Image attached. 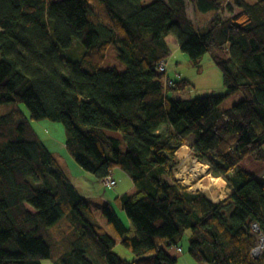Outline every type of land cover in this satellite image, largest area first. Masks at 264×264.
<instances>
[{
	"label": "trees",
	"instance_id": "trees-1",
	"mask_svg": "<svg viewBox=\"0 0 264 264\" xmlns=\"http://www.w3.org/2000/svg\"><path fill=\"white\" fill-rule=\"evenodd\" d=\"M190 2L212 16L197 25L187 0H0V105H16L0 116V264H178L170 249L186 231L197 262L264 264V251L253 255L264 180L242 166L264 163V0ZM171 35L196 62L211 54L225 94L170 96L191 85L180 75L167 86L158 70ZM75 40L85 52L70 60L61 52ZM111 45L125 70L103 66ZM238 92L240 102L221 108ZM20 103L32 119L63 122L65 148L96 178L117 167L132 178L135 191L101 209L108 228ZM188 142L228 197L213 201L176 179ZM119 242L136 258L119 254Z\"/></svg>",
	"mask_w": 264,
	"mask_h": 264
},
{
	"label": "rangeland",
	"instance_id": "rangeland-1",
	"mask_svg": "<svg viewBox=\"0 0 264 264\" xmlns=\"http://www.w3.org/2000/svg\"><path fill=\"white\" fill-rule=\"evenodd\" d=\"M152 1L154 0H145V3H150ZM187 4H188L189 15L192 17V19L195 20L197 25L204 24L212 16V13H203V12L197 13L194 10V6L190 2V0H187ZM238 10L239 8L236 7V11ZM221 15L227 17L230 16L231 13L230 11L225 10ZM168 40L171 49V55L167 59L168 60L167 75L174 78L181 75L182 77L189 79L191 82L190 87H188L186 90L171 91L170 96H172L175 99H188V98H197L209 94L223 95L227 92V88L225 87L224 84L223 72L213 61L210 53L205 54L204 56L199 58L198 61L196 62L195 60H192L187 53L183 52L180 49L179 43L173 35L169 36ZM84 52H85L84 45L79 40H75L70 48L63 49L61 53L67 59L79 60L84 55ZM103 66L105 68L116 67L120 71L126 69V65L119 60L117 50L114 45H111L109 47L108 54ZM242 99H243V94L241 92L235 93L223 101V103L221 104V108L228 109L233 105L237 104L238 102H240ZM14 107H16V105L13 103L0 105V116L11 111ZM19 107L24 111L25 115L28 117L31 124L38 132V134L46 142H48V145L54 151V153L56 154L57 158L62 163L64 168L66 170H70V169L73 170L74 174L77 175L78 173L75 167H77L79 164L72 157V155L68 152L66 148L61 147L66 139V130L64 123L61 121H52L50 119H42V120L32 119L30 112L28 108L25 106V104L20 103ZM109 133L112 135H117L119 132L109 130ZM53 139L55 140V143H57V145H54V143L50 142V140ZM126 148H127L126 144L124 143L123 149L126 150ZM194 159H195L194 161L192 160L186 161L185 163L180 164V167L178 166L176 168V173H179L178 178L182 177L181 174L182 170L187 171L186 172L187 176H183L184 183H186L189 187H191L196 191L200 190L204 192L211 199L219 200L222 196H224L223 190L220 189L218 185L219 183L222 182H218L217 184L215 181H213V177H211L213 175L209 173L208 168H206L205 166L207 164L199 161L196 158ZM198 164L200 165V168L198 172H195L193 170V167ZM207 166L210 168L209 165ZM242 166L244 169H250L256 172H260L257 178L259 180H264V163H260L257 161L249 162L248 160H245ZM79 167L81 166L79 165ZM191 169L194 172L190 171ZM82 171L86 172L87 175H90V177H92L94 180L97 179L93 173L88 172L87 170L84 169ZM114 177L117 180V185L113 188H107V189L102 184L101 185L94 184L93 182H90L86 179L84 180L92 190L91 193H97L98 195H103L105 197H108L112 202L119 195L116 192V190H125L127 188L133 187V190L135 191L134 188L135 184L132 178L123 168L121 167L115 168ZM212 181L216 183L218 187H216L215 185V187L213 188L214 184L211 186V189L210 188L206 189L202 186H199L200 182L209 183ZM93 206L98 211V215L102 224L108 228L107 221L105 217L102 215V212L100 211L102 208L101 205L97 203H93ZM118 213L119 216L124 220V222L126 223L129 222L128 220L129 218L125 210L119 207ZM109 231L111 232L110 229ZM189 236H190V231H186L179 240L180 245L183 246L187 256H189L192 259L193 264H210L207 262H197L190 256L188 252L190 245ZM259 247L261 249L259 253L257 254L256 251H254L253 253V255L257 258L264 251V246H262V244L259 245ZM115 250L119 252V254H121L124 258H127L129 260H133L134 258H136L134 253L120 242L116 245ZM40 264H61V263L54 258H46L43 259Z\"/></svg>",
	"mask_w": 264,
	"mask_h": 264
},
{
	"label": "crops",
	"instance_id": "crops-1",
	"mask_svg": "<svg viewBox=\"0 0 264 264\" xmlns=\"http://www.w3.org/2000/svg\"><path fill=\"white\" fill-rule=\"evenodd\" d=\"M45 141V140H44ZM46 142V141H45ZM50 142H52V143H54V145H57V143H55V140L53 139V140H50ZM46 144L48 145V142H46ZM49 146V145H48ZM62 148H65V143L61 146ZM49 148H50V146H49ZM51 149V148H50ZM51 151L54 153V151L51 149ZM55 154V153H54ZM55 156H56V154H55ZM57 157V156H56ZM195 157L193 156V153H192V148H191V144H190V142H188L187 144H184L181 148H180V150L177 152V160H178V162H179V167H180V164H183V163H185L186 161H189V160H192V161H194L195 159H194ZM59 160V159H58ZM249 162H254V161H256L254 158H249V159H247ZM60 162V161H59ZM61 163V162H60ZM61 165H62V163H61ZM204 165V164H203ZM75 166H77V165H75ZM206 166V168H208V170H209V167L207 166V165H205ZM62 167L64 168V166L62 165ZM185 167H187V166H185ZM184 167V168H185ZM76 168V170H77V175H75L74 174V172H73V170H66L65 168H64V170H65V172L70 176V178H71V180H72V182L75 184V186L79 189V191L81 192V194L85 197V198H87L88 199V201L90 202V204L93 206V203H97V204H99V205H101V207H103L106 203H108V202H112L111 200H110V198H108V197H105V196H103V195H98L97 193H91V189H90V187L86 184V182H85V180L84 179H86V180H88V181H90V182H93L94 184H102L103 185V183H102V181L100 180V179H96V180H94L92 177H90V175H87V173L86 172H84V171H82L83 170V168L82 167H79V165L77 166V167H75ZM183 168V169H184ZM85 170V169H84ZM246 170H248L250 173H252V174H256L257 175V173H256V171H253V170H250V169H246ZM190 171H192V169L190 170ZM192 172H194V171H192ZM114 173H115V170L113 171V176H114ZM177 175H176V179L179 181V182H181L183 185H185V186H188L186 183H184V177H181V179L179 180V178H178V173H176ZM192 175V174H191ZM209 176V175H208ZM211 177H213V179L215 178V176H211ZM224 181H223V183H217L218 185H219V187H220V189H222L223 190V192H224V196H222L219 200H217V199H212L213 201H216V202H218V201H220V200H222V199H224V198H226V197H228L231 193H232V188H230L229 186H228V184H227V181L223 178V177H221ZM216 183L214 184V186H213V188L215 187V185H216V187H218V185H217ZM190 185H192V184H190ZM135 186V185H134ZM189 187V186H188ZM135 188V187H134ZM189 189L191 190V191H196V190H194V189H192L191 187H189ZM121 191V192H120ZM134 190H133V187H131V188H127V189H125V190H116V192L119 194L118 196H121V195H123V194H125V193H131V192H133ZM213 191V190H212ZM94 207V206H93ZM102 209V208H101ZM101 211V210H100ZM128 225H129V222L127 223ZM182 247V251H179L177 248H172V249H170V253H171V255L172 256H174V257H176V258H178V264H193V261H192V259L189 257V256H187V254L185 253V251H184V248H183V246H181Z\"/></svg>",
	"mask_w": 264,
	"mask_h": 264
},
{
	"label": "built area",
	"instance_id": "built-area-1",
	"mask_svg": "<svg viewBox=\"0 0 264 264\" xmlns=\"http://www.w3.org/2000/svg\"><path fill=\"white\" fill-rule=\"evenodd\" d=\"M167 64H168V60L164 59L162 60L159 65H158V70L160 73H164L167 74L168 68H167ZM176 81V78L174 77H170L169 75L165 76V84L167 86H171L174 84V82ZM187 171H181L182 177L183 176H187ZM179 174V173H178ZM181 179V177L179 178V180ZM104 186L106 188H113L117 185V180L116 178L113 176V174H109L107 175L103 180H102ZM179 251H182V247H178Z\"/></svg>",
	"mask_w": 264,
	"mask_h": 264
},
{
	"label": "bare ground",
	"instance_id": "bare-ground-1",
	"mask_svg": "<svg viewBox=\"0 0 264 264\" xmlns=\"http://www.w3.org/2000/svg\"><path fill=\"white\" fill-rule=\"evenodd\" d=\"M210 13V12H209ZM199 168H200V165L198 164V165H195L194 167H193V170L195 171V172H198V170H199ZM213 181H215L216 183H218V182H222L223 183V179L221 178V177H215L214 179H213ZM209 182V183H204V182H200L199 183V186H202V187H204V188H206V189H211V186L213 185V184H215L214 182ZM261 249H260V247L256 250V253L258 254L259 253V251H260Z\"/></svg>",
	"mask_w": 264,
	"mask_h": 264
},
{
	"label": "water",
	"instance_id": "water-1",
	"mask_svg": "<svg viewBox=\"0 0 264 264\" xmlns=\"http://www.w3.org/2000/svg\"><path fill=\"white\" fill-rule=\"evenodd\" d=\"M255 229L259 230V227H258L257 225H255ZM261 242H262V246H264V236L262 237ZM258 248H259V247L255 248V249L253 250V253H254V251H256Z\"/></svg>",
	"mask_w": 264,
	"mask_h": 264
}]
</instances>
